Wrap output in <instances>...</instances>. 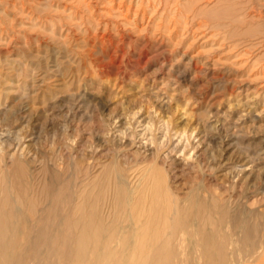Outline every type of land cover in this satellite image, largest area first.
Here are the masks:
<instances>
[{
    "label": "rangeland",
    "instance_id": "1",
    "mask_svg": "<svg viewBox=\"0 0 264 264\" xmlns=\"http://www.w3.org/2000/svg\"><path fill=\"white\" fill-rule=\"evenodd\" d=\"M127 1L0 0V208L19 207L10 238L23 264L50 263L26 226L48 179L69 172L83 188L105 169L129 183L174 169L184 193L205 185L264 225V0H216L186 23L155 17L157 0ZM126 254L146 255L71 253L82 264Z\"/></svg>",
    "mask_w": 264,
    "mask_h": 264
},
{
    "label": "bare ground",
    "instance_id": "2",
    "mask_svg": "<svg viewBox=\"0 0 264 264\" xmlns=\"http://www.w3.org/2000/svg\"><path fill=\"white\" fill-rule=\"evenodd\" d=\"M147 1L139 0V6L153 4ZM127 2L129 11L135 0ZM210 2L216 0H157L159 11L156 9L154 14L156 17L161 12L174 13L175 20L180 17L185 23L194 22L203 12L202 5ZM156 161L153 167L159 165ZM154 169L149 167L134 183H129L123 173L108 175L105 169L106 178L83 188L78 187L76 173L74 179L70 172L71 178L52 174L40 191L47 204L31 213L39 223L27 225L25 234L36 236L35 249L43 247L45 252L49 251V264H82L83 258L71 255L74 248L98 252L114 248L146 254L118 256L119 264H254L261 255L264 264V225L250 222L251 218L234 210L223 194L216 195L205 185L194 184L184 193L183 183L175 181L180 174H171L174 169L167 173L170 181H162L165 170L160 166ZM85 193L95 195L96 199L90 202L92 197L87 199ZM9 208V213L0 208V264H23L22 259L13 255L16 242L10 238L18 232L17 225L9 221L19 207L10 204ZM25 220L31 221L27 217ZM42 263L41 255L34 258V264ZM91 264H98V260Z\"/></svg>",
    "mask_w": 264,
    "mask_h": 264
}]
</instances>
